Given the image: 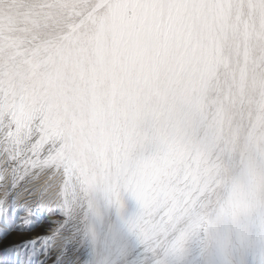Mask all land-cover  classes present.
I'll use <instances>...</instances> for the list:
<instances>
[{"label": "snow or ice", "instance_id": "1", "mask_svg": "<svg viewBox=\"0 0 264 264\" xmlns=\"http://www.w3.org/2000/svg\"><path fill=\"white\" fill-rule=\"evenodd\" d=\"M105 39L117 60L184 77L167 105L171 146L141 163L145 178L111 179L118 202L117 186H131L136 221L156 210L148 184L172 177L179 201L191 198L237 145L248 151L264 146V0H0V264H33L37 256L39 264H64L66 245L78 231L71 144L58 105L40 74L21 67L34 65L41 50L102 46ZM36 208L61 216L49 221L50 235L19 230ZM9 209H23L14 216L16 227ZM155 235L147 227L143 242ZM250 254L252 264L257 255L264 264V250Z\"/></svg>", "mask_w": 264, "mask_h": 264}, {"label": "clouds", "instance_id": "2", "mask_svg": "<svg viewBox=\"0 0 264 264\" xmlns=\"http://www.w3.org/2000/svg\"><path fill=\"white\" fill-rule=\"evenodd\" d=\"M82 49L87 52V69L101 75L102 83L90 86L88 78H73L78 91L73 97L71 85L51 82L50 73L59 63L55 59L43 61L39 75L58 105L71 144L73 213L81 218L78 240L88 250L81 264H132L130 239L137 246L135 264H252L250 249L264 250V146L255 151L238 147L210 178L207 194L191 211L181 210L174 179L162 177L152 193L156 210L136 221V202V211L124 216L122 196L133 197L131 186H117L118 202L111 179L146 177L141 163L171 146L169 109L141 90L140 68L126 58L115 59L110 41ZM101 199L106 212L98 226ZM147 227L156 235L144 243Z\"/></svg>", "mask_w": 264, "mask_h": 264}, {"label": "rangeland", "instance_id": "3", "mask_svg": "<svg viewBox=\"0 0 264 264\" xmlns=\"http://www.w3.org/2000/svg\"><path fill=\"white\" fill-rule=\"evenodd\" d=\"M46 59H55L58 61V66L54 68L50 73V78L52 83L63 82L66 85H71L69 87V92L73 97L77 96L78 91L72 85V79L80 80L81 78H88L90 80V86H95L99 81L102 83L103 77L98 75L92 70L87 69V52L82 48H75L71 50L56 51L54 53H48L41 50L39 53V58L34 65H23L21 67L22 72L35 71L39 74L41 73L42 62ZM124 71V69H120ZM182 74H173L167 68L161 69L158 73H151L148 71H142L141 69L137 73V84L143 92H145L152 100H157L161 105L167 106L170 103L171 97L170 93L172 91H177L181 87L184 77H182V82L178 85V81H181ZM224 77H221V84H223ZM113 87H116V82L113 79ZM216 95V86L213 85L209 89L208 97L211 100ZM239 118V117H237ZM246 119V117H245ZM86 138V133L84 134ZM224 135L227 137L229 135V129L227 125L224 127ZM238 148V145H237ZM3 160L2 155H0V161ZM156 186L153 184H148L146 186V191L149 192L152 201L154 198L152 196L153 191ZM208 185H203L202 190L195 193L191 198H181L180 204L182 205L181 210L191 211L199 200L205 196L208 192ZM54 206V205H53ZM137 204L133 197L129 194L124 193L122 196V208L121 212L124 216H129L136 211ZM167 211V209L165 210ZM98 212L99 215L96 218L98 226H101L105 218V204L101 199L98 202ZM10 218V224L16 227V219L14 216L23 215V209H17L13 213L12 209L8 211ZM108 218H112V210H108ZM61 216L55 215L50 216L46 209L36 208L33 210L31 216L29 217L28 223L20 226L19 230L31 232V233H44L50 235L49 224L50 220H60ZM74 222L77 230L79 231L81 227V218L74 216ZM3 217H0V228H3ZM78 231L76 233V239L69 241L66 245L64 264H81L85 260L87 255V247L81 244L78 240ZM130 255L132 258V264H135V260L138 256L136 252V244L134 240L129 241ZM42 259L41 256H37L33 260V264H39ZM50 264V262H49Z\"/></svg>", "mask_w": 264, "mask_h": 264}]
</instances>
